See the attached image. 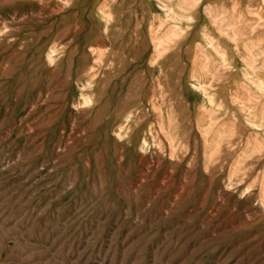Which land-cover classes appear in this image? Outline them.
<instances>
[{"label": "rangeland", "instance_id": "obj_1", "mask_svg": "<svg viewBox=\"0 0 264 264\" xmlns=\"http://www.w3.org/2000/svg\"><path fill=\"white\" fill-rule=\"evenodd\" d=\"M164 1L0 0V264H264V0Z\"/></svg>", "mask_w": 264, "mask_h": 264}, {"label": "bare ground", "instance_id": "obj_2", "mask_svg": "<svg viewBox=\"0 0 264 264\" xmlns=\"http://www.w3.org/2000/svg\"><path fill=\"white\" fill-rule=\"evenodd\" d=\"M160 4H161V7H163L165 9V12H166V16L172 20H176V19H179L180 18V15L177 13V11H175L173 8H171V6L167 3H165L164 0H159ZM191 2V0H178L177 1V6L179 9H183L185 8V6L187 4H189ZM249 2V1H248ZM221 5V4H220ZM254 11V10H253ZM105 16V15H104ZM212 18H215V16H212ZM223 18L220 17L219 20H222ZM216 20V19H215ZM233 28H232V32H233ZM204 63L200 65V68L202 69H206L207 67V58L205 57L203 59ZM201 62V61H200ZM86 74V73H85ZM90 103V102H89ZM148 170V169H146ZM169 205V204H168ZM189 212V211H188ZM229 220V219H228ZM237 220V219H236ZM210 221V220H209ZM202 228V227H201ZM264 257V256H263ZM24 261V260H23Z\"/></svg>", "mask_w": 264, "mask_h": 264}]
</instances>
